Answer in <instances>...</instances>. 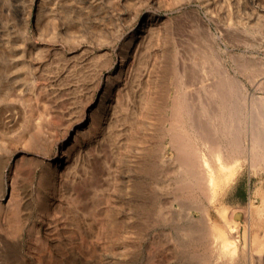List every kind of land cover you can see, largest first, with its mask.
<instances>
[{"label": "rangeland", "instance_id": "rangeland-1", "mask_svg": "<svg viewBox=\"0 0 264 264\" xmlns=\"http://www.w3.org/2000/svg\"><path fill=\"white\" fill-rule=\"evenodd\" d=\"M109 90L111 111L90 120ZM248 96L264 98V0H0V264H262L264 157L251 163L243 149L263 108L250 116ZM232 103L242 148L211 201L180 146L230 150ZM77 131L66 172L54 174L55 140L68 144ZM119 147L128 154L122 198L140 212L128 214L138 233H122L125 244L106 222L120 193L107 167ZM204 207L211 234L239 239L233 260L216 262L209 235L194 231ZM235 210L242 218L230 232Z\"/></svg>", "mask_w": 264, "mask_h": 264}, {"label": "bare ground", "instance_id": "bare-ground-1", "mask_svg": "<svg viewBox=\"0 0 264 264\" xmlns=\"http://www.w3.org/2000/svg\"><path fill=\"white\" fill-rule=\"evenodd\" d=\"M125 60V59H124ZM121 64H122V60H121ZM232 84V83H231ZM230 84V85H231ZM234 84V83H233ZM227 87V86H226ZM236 87V86H235ZM235 87H233V89H235ZM230 90V89H228ZM232 91V90H231ZM237 91V89H236ZM113 90L112 91H108V92H105V93H102L101 96H100V103L98 104V109H96L95 112V115L93 114L92 117H90V120L94 121L95 119V116H97L98 114L97 113H100L102 114L103 113H109L111 111V107H112V102L115 101L114 100V94H113ZM235 92V91H233ZM236 94L238 93L235 92ZM232 95V94H231ZM235 95V94H234ZM234 97V96H233ZM248 98V99H247ZM246 98V100L244 99V102H248V113L250 114V116H253L254 119L257 117L256 114L260 111L259 108H263V112L259 113L260 114V117L257 119V123L258 126H257V129H248V131H246V139H247V143H246V147L245 149H243L245 151V154H246V158L249 159V161L251 163H255L256 162V159L259 158V153L260 151L262 152L261 154H263V157H264V98H259V100H256L254 99V97L252 96H248ZM240 101V100H239ZM116 103H114V106H115ZM119 104V102H118ZM120 105V104H119ZM91 106V105H90ZM122 106V105H121ZM237 106L238 104L236 103H232V104H227V111H228V114H229V118L230 120L228 121L229 124L228 126L227 125H224L226 124V122L223 124L225 127H227V130L226 132L229 133L230 135V141H231V145L230 146V150H228L226 147H221L219 142H218V146L213 149H210V151L213 153H211V155H208L209 153L206 154V152H208V150L205 152L204 149H202L200 146L197 147V146H194L192 145V148H191V142H183L182 145L180 146L181 149H184L186 151V149H188V154L187 156L185 157L184 156V160L186 161V164L189 165V168L190 170L188 171L189 174L188 176L196 183H199L201 185H203L204 189H206L204 191V194L205 192L208 193V196H210V199L211 201H213L215 198H216V195L219 194L220 192V189H222L226 182L228 181L229 178V175L231 176V172L228 173V171L233 167L234 164H236L238 162V152H239V149L240 147L242 146L241 145V141H240V138L239 136H237L236 134L238 133L237 130H236V134H235V129L233 128V122L236 120L238 116V110L237 109ZM253 107V108H252ZM114 108V107H113ZM246 108V107H245ZM122 109V108H121ZM120 110V109H119ZM262 111V110H261ZM120 112H123V109L122 111H119ZM114 113V112H113ZM112 113V114H113ZM121 114V113H120ZM125 115V114H124ZM123 115V117H124ZM111 116V115H109ZM102 117V116H101ZM108 117V116H107ZM116 117V115H115ZM111 119V118H110ZM238 119V118H237ZM100 118L98 119V121L100 122ZM109 122L108 125H109V134L111 135V141L109 142H112V145H115L113 144V141H114V136L116 134H114V124L113 122L115 120H113V117H112V120H109L107 119ZM116 120H118L116 118ZM123 120V118H122ZM222 120V119H221ZM221 120H219L218 122H221ZM253 120V119H252ZM97 121V120H96ZM237 121V120H236ZM237 123V122H236ZM235 123V124H236ZM172 125V124H171ZM191 126V125H190ZM196 126V125H195ZM236 126V125H234ZM179 127V126H177ZM193 127V126H192ZM198 127V126H197ZM176 128V127H175ZM181 128V127H180ZM194 128V127H193ZM222 128V127H221ZM224 128V127H223ZM167 129H171V128H167ZM173 129V128H172ZM183 129V128H182ZM191 129V128H190ZM189 129V130H190ZM205 129V128H204ZM218 128H216L217 130ZM226 129V128H225ZM176 130V129H175ZM192 130V129H191ZM200 130V129H199ZM170 131V130H169ZM174 131V130H173ZM173 131H172V134H173ZM178 131H181L178 129ZM198 131V130H197ZM117 131H115L116 133ZM171 132V131H170ZM182 132V131H181ZM196 132V131H194ZM245 132V131H244ZM119 133V132H118ZM180 133V132H179ZM202 133V132H201ZM199 133V134H201ZM226 134V133H225ZM118 135V134H117ZM116 135V136H117ZM120 135V134H119ZM182 135V134H181ZM184 135V134H183ZM182 135V136H183ZM188 135V134H187ZM202 136V135H201ZM186 137V135H185ZM180 138V136H179ZM193 138H196V137H193ZM78 139V131L77 133L74 135L72 141L70 143L67 144V141L66 139H64L65 141L64 142H59L58 140H55V144L59 147V151L58 153H55V155L52 157V163L50 164V168L52 170V172L54 174H58V175H61L63 173L66 172V169H67V166H68V161H69V154H70V151L73 149L74 145L76 144V141ZM118 138H116L115 140H117ZM171 139V138H170ZM183 139V138H182ZM185 139V138H184ZM191 139V138H190ZM189 139V140H190ZM200 139H202L200 137ZM208 139V137H207ZM176 140V139H175ZM178 140V139H177ZM188 140V138H187ZM186 140V141H187ZM204 140V139H203ZM212 140V139H210ZM214 140V139H213ZM180 141V142H181ZM198 141V140H197ZM118 142V141H117ZM210 142V141H209ZM208 142V143H209ZM214 142V141H212ZM178 143V142H177ZM206 143V142H205ZM216 143V142H215ZM228 143V142H227ZM181 144V143H180ZM204 144V143H203ZM202 144V146H203ZM210 144V143H209ZM213 144V143H212ZM217 144V143H216ZM66 145V147L63 149V147ZM111 145V146H112ZM117 145V144H116ZM172 145V144H171ZM205 145V144H204ZM120 146V145H119ZM207 147L209 145H206ZM214 146V145H213ZM216 146V145H215ZM220 146V147H219ZM224 146V145H223ZM113 147V146H112ZM174 146L172 145V148ZM211 147V146H209ZM116 148V147H115ZM242 148V147H241ZM111 149V148H109ZM174 149V148H173ZM191 149V150H190ZM112 150V149H111ZM118 150V149H117ZM177 150V149H176ZM175 150V151H176ZM241 150V149H240ZM174 151V150H173ZM110 152V150H109ZM113 152V150H112ZM148 153V152H147ZM155 153V152H154ZM154 153H150V154H154ZM258 153V154H257ZM114 154V153H113ZM116 154V153H115ZM158 154V153H157ZM159 155V154H158ZM184 155V154H183ZM186 155V154H185ZM117 159H116V163L118 164L119 166V175L117 176V172H116V163H115V159H111V156L108 160V173L110 175L111 178H113V180L111 181V183L109 182V184H111V187H110V191L111 192H114V191H119L120 193L118 194L119 196H113L110 200H109V204H108V209H107V212H106V222L108 225H110L112 228V230H110L109 234L110 236L113 238V240H117L118 243H122V244H125L126 241L124 239H126L124 237L125 233L127 230H132L134 232H137L138 231V228L134 225H131L129 224L130 220L128 219L129 217V213L130 212H134L137 216L140 215V212H139V209H138V204H136V202H130L127 201L126 199L122 198V195L123 193L122 192H127L128 191V186L126 184H124V181H123V177H124V174L126 173V165H127V160H128V154L126 152H124L121 147H119V151L117 153ZM157 155H155L156 157ZM152 159H153V156H151ZM154 157V158H155ZM161 157V156H159ZM179 157V156H178ZM261 157V156H260ZM157 158V157H156ZM182 158V156H181ZM180 158V159H181ZM147 159V157H146ZM146 159H145V162H146ZM155 160V159H154ZM148 161V159H147ZM156 161V160H155ZM158 161H160L161 163H165L166 159H165V156L161 157L158 159ZM151 163L153 162L150 161ZM146 164V163H145ZM148 164V163H147ZM154 164V165H153ZM151 165L155 166V163H153ZM147 166V165H146ZM152 166V167H153ZM151 167V168H152ZM148 168L145 167V169ZM147 170V169H146ZM184 170V169H183ZM222 170H226L225 172H223L222 174V178L219 176V172H221ZM148 171V170H147ZM151 171V169L149 170V172ZM154 171V170H153ZM187 171V170H186ZM152 172V171H151ZM185 172V170H184ZM154 173V172H153ZM181 173V171H180ZM183 173V172H182ZM147 174L149 175V173L147 172ZM184 174V173H183ZM187 174V173H185ZM152 175V173L150 174V176ZM181 175V174H180ZM186 177V175L184 176ZM182 176V178H184ZM115 179V180H114ZM181 180V178H179ZM109 180V179H108ZM147 180V179H146ZM145 180V181H146ZM180 180L178 182H180ZM183 180V179H182ZM188 180V179H187ZM190 181V180H189ZM192 181V182H193ZM199 181V182H198ZM148 183V181H147ZM181 184V182H180ZM191 185H193L191 182H190ZM153 185V184H152ZM184 185V184H183ZM187 185V184H186ZM184 185V186H186ZM199 185V184H198ZM146 186V185H145ZM189 186V185H188ZM191 186H189L188 188H190ZM198 187V186H197ZM201 187V186H200ZM147 188V187H145ZM195 188V187H194ZM182 189V188H181ZM185 189V188H184ZM193 189V187H192ZM191 189V190H192ZM151 190V185H150V189ZM153 190V189H152ZM147 191V190H146ZM187 191V189H186ZM155 192V191H154ZM16 194V192H13V195ZM148 196H149V191H148ZM151 194V192H150ZM12 195V194H10ZM12 195V196H13ZM146 195V194H145ZM10 196V197H12ZM152 196V195H151ZM207 196V195H206ZM209 198V197H208ZM11 199V198H10ZM9 199V201H10ZM16 199V198H15ZM209 200V199H208ZM8 201V202H9ZM12 201H13V198H12ZM133 201V200H132ZM210 202V201H209ZM10 206V205H9ZM205 206V205H203ZM202 206V207H203ZM48 207V206H47ZM197 207H200L197 206ZM53 209V208H51ZM199 209V208H197ZM6 210V209H5ZM11 210V209H10ZM9 210V211H10ZM200 210V209H199ZM8 211V210H7ZM201 211V216H202V226H199V227H194L196 228L194 231L196 232V234L198 235H209V238H210V248L212 250V252H215L216 253V256H215V261H222L223 260V257L224 256V259H225V256L228 255L227 257H229V260H233V258H236L235 256L236 255V252H237V248L238 246L235 245L236 244V240L238 241L239 239H236V240H230L228 236H222L220 234H216L215 231H212V234H211V231H209V227L211 226L209 223H210V216H209V211L207 210L206 207L202 208ZM55 212V211H54ZM9 213H12V212H9ZM186 214V213H185ZM188 214V212H187ZM184 215L185 218L187 219L188 218V215ZM183 218V217H182ZM242 218V212L240 210H235L233 212V221L231 222H227V229L228 231L230 232H234L236 231V228H237V222L240 221ZM0 221H3V220H0ZM17 221V220H16ZM186 221V220H185ZM184 221V222H185ZM189 221V220H188ZM250 221V220H249ZM72 222V221H71ZM196 222H199V221H196ZM193 223V222H192ZM194 224V223H193ZM250 224V223H249ZM197 225V224H195ZM201 225V223H200ZM210 225V226H209ZM247 225V224H246ZM2 226V225H1ZM115 226V228H114ZM16 227V226H15ZM135 227V228H134ZM33 228V227H32ZM35 228V227H34ZM114 228V229H113ZM192 228V229H194ZM36 229V228H35ZM34 229V230H35ZM250 229V228H248ZM247 228H245L244 232L246 233V231H248ZM31 232H33V230H31ZM35 232L37 233V231L35 230ZM122 233L124 235H122ZM127 233V232H126ZM138 233V232H137ZM194 234V233H193ZM195 234V235H196ZM38 235V234H37ZM197 235V237H198ZM248 235V234H247ZM35 236V235H34ZM37 237V236H36ZM203 237V236H202ZM198 238H201L200 236ZM208 238V237H207ZM37 239V238H36ZM202 239H205V238H202ZM244 239V238H243ZM246 239H247V236L245 237V241L242 245L244 251H249L248 248H247V242H246ZM197 240H200V239H197ZM208 240V239H207ZM206 240V241H207ZM234 241V242H233ZM44 242V241H43ZM43 242H40L41 244ZM233 242V243H231ZM209 243V242H208ZM206 244V243H205ZM232 244V245H231ZM8 245V244H7ZM45 245V244H44ZM208 245V246H209ZM7 247V246H6ZM227 247H229L227 249ZM261 252V251H260ZM75 253V251H74ZM214 253V255H215ZM248 253V252H247ZM246 253V254H247ZM253 253V252H252ZM251 253V257L253 256ZM9 254V253H8ZM254 254V253H253ZM173 255V254H172ZM246 256V255H245ZM256 256V255H255ZM257 258H256V261L264 264V254L261 252V254H257ZM211 257V256H210ZM210 257H208V259H210ZM213 257V255H212ZM8 258V257H7ZM74 260H75V257H74ZM213 260V261H214ZM227 260V259H226ZM252 261V258L250 259ZM211 261V260H210ZM209 261V262H210ZM225 262V260L223 261V263ZM213 263V262H212ZM222 263V264H223ZM215 264V263H214ZM220 264V263H219ZM227 264V263H225Z\"/></svg>", "mask_w": 264, "mask_h": 264}]
</instances>
